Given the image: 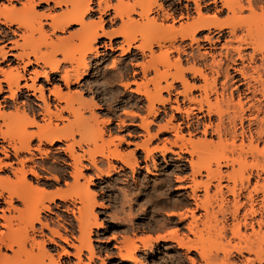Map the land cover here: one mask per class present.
Wrapping results in <instances>:
<instances>
[{"label": "bare ground", "instance_id": "bare-ground-1", "mask_svg": "<svg viewBox=\"0 0 264 264\" xmlns=\"http://www.w3.org/2000/svg\"><path fill=\"white\" fill-rule=\"evenodd\" d=\"M2 1L0 264H104L108 245L92 243L102 224L82 161L96 178L116 171L112 161L133 174L137 151L146 170L155 154L184 162L175 167L182 193L154 245L115 241L120 264H141L138 252L159 243L173 245L177 264H264V0ZM98 44L128 55L117 75L136 112L117 124L138 127L139 143L121 137L100 148L93 99L70 91L88 75L89 56L105 59ZM164 134L171 139L151 147ZM121 143L134 149L124 154Z\"/></svg>", "mask_w": 264, "mask_h": 264}, {"label": "rangeland", "instance_id": "rangeland-1", "mask_svg": "<svg viewBox=\"0 0 264 264\" xmlns=\"http://www.w3.org/2000/svg\"><path fill=\"white\" fill-rule=\"evenodd\" d=\"M0 3H3V1ZM112 3H115V0H112ZM36 11L46 13V8L40 7ZM59 11V9H54L52 12L59 13ZM108 27L109 25L106 29ZM118 27H120L119 21L111 28L117 29ZM75 29V27H72L64 34L57 33L56 35L58 37H65L68 32H73ZM44 30L47 33L49 32L47 26L44 27ZM103 41L105 40H101L100 44ZM119 41L116 40L113 44ZM76 46L74 48V54L77 56L82 51L83 45L76 41ZM101 47L102 45L98 44L97 50L102 55L101 57L105 56V59L98 63L94 62L92 57L89 56L90 65L88 75L79 84L71 86L70 91L72 93H80L88 104L93 99L92 103L95 104V107L92 110L98 119V126L103 130V142H105H102L103 146L100 142L99 147L113 149V145L118 144L116 138L121 137L126 143H139L143 139L142 136H144V133L138 127L129 126V121H126L124 125L117 124L118 117L125 120V113H130L131 111L136 112L135 109L125 107L128 104L133 105L135 102L131 98L133 95L120 87V84L125 83L126 80H119L117 75L119 74L118 69L121 66L128 65V55H121L120 51L105 52ZM111 60L116 61L114 72L110 69L112 65ZM110 72L113 74H109ZM83 112L86 117L89 116L88 109ZM154 129L152 128L151 130L152 134L155 133ZM110 139H114L113 145L107 141ZM163 139H171V137L166 134L159 135L158 139L152 140L151 147L156 146ZM126 143L118 145V150L124 154L134 149L133 146ZM135 158L138 164L133 174L121 164L112 161V164L116 167V171L110 169V175L108 177L102 175L100 178H96V175H94L96 174L95 171L89 167L87 161H82V164L88 168L83 170V175L92 179V185L89 186V190L95 200H93V203H96L94 213L97 216V221L102 224V228L93 231L92 243L95 248H103L105 244L108 245L103 252L99 253V257L104 261V264H120L118 251L113 249V245L117 241H123L125 237L127 239L135 238L137 240L150 239V244L154 245L153 241H155V237L163 233L157 230V226L161 225L160 223L164 216L172 210L170 205L180 200L178 197L182 192L179 193L175 190L177 187L175 176L178 175L175 167L184 165V162L176 160V156L170 154H167L164 159L160 155L155 154L154 166L148 163V170H146L143 160L144 156L141 151L135 153ZM98 160V168L106 171V161ZM38 161L41 162L40 160ZM4 173L6 172L1 173V175L5 176ZM188 173L189 170H186L179 174V176L187 175ZM169 179L171 185H167ZM159 185L163 187L161 188ZM156 187L157 189H155ZM15 206L21 208L17 204ZM99 206L102 207L99 208ZM115 238L116 240L113 241L112 239ZM137 244L140 245V242H137ZM170 245L159 243L155 245L152 252L146 251L143 254L138 252V260L141 264H177V262L172 261L173 259H170L174 256V252L168 249ZM219 257L222 258V255H219ZM183 259L179 260V264H187ZM65 260L67 259L62 258L61 261ZM99 261L95 260L93 264H101Z\"/></svg>", "mask_w": 264, "mask_h": 264}]
</instances>
